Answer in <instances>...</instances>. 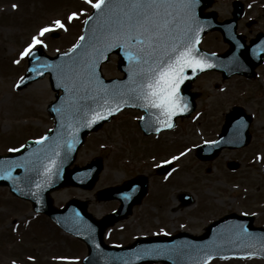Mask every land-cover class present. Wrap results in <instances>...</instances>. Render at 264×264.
<instances>
[{"label":"rangeland","instance_id":"1","mask_svg":"<svg viewBox=\"0 0 264 264\" xmlns=\"http://www.w3.org/2000/svg\"><path fill=\"white\" fill-rule=\"evenodd\" d=\"M232 1H212L210 8L217 19L231 16ZM241 1L245 15L237 31L248 40L264 30V0ZM91 9L86 0H0V154L26 139L40 137L52 126L46 106L54 99V92L47 76L16 87L27 64L20 52L42 27L57 19L65 28L45 33L42 46L48 54L69 49L78 40ZM73 12L78 15L69 21ZM253 16L258 17V23L246 27L245 19ZM201 45L212 52H223L228 47L216 31L206 34ZM116 63L117 57L112 56L103 66L106 77L121 76ZM191 89L199 92L196 108L191 118L179 120L172 131L143 136L137 125L140 112L128 109L87 135L74 164L83 165L101 157L103 169L98 180L89 190L68 186L53 191L54 205L62 206L73 197L82 199L99 218L118 204L115 200H97L99 189L145 175L147 195L133 207L130 216L107 230L104 239L108 244L123 245L135 237L179 231L198 235L209 222L231 211L252 214L254 223L264 226V65L253 79L235 75L223 80L220 73L210 71L197 77ZM234 105L253 116L250 145L236 153L223 150L214 159L200 162L194 146L216 137L223 114ZM174 156L177 159L167 178L153 172L155 165ZM234 156L243 165L231 174L225 160ZM207 167L211 169L207 171ZM181 193L191 194L192 203L181 206ZM86 252L84 243L58 229L45 215L34 213L28 202L12 196L8 188L0 187V264H82ZM208 264L264 261L216 259Z\"/></svg>","mask_w":264,"mask_h":264},{"label":"water","instance_id":"2","mask_svg":"<svg viewBox=\"0 0 264 264\" xmlns=\"http://www.w3.org/2000/svg\"><path fill=\"white\" fill-rule=\"evenodd\" d=\"M212 0H199L196 5V28L201 37L208 31L219 30L223 40L229 48L223 53H212L202 49L199 43L195 44L197 55L207 61L211 67L197 69L186 68L183 83L180 85L182 104L187 105V110L178 112L171 118L174 125L178 116L190 114L195 108L194 96L191 92V82L202 72L216 70L222 73L223 78L232 74L254 76V68L259 65L264 55V33H259L256 38L246 45L242 36L236 33V21L242 14L241 4L233 3L232 18L222 22L216 21L215 12H204ZM89 17H92L89 20ZM99 13L92 9L83 24L82 35L85 41L77 49L59 52L49 56L43 52L41 46L33 49V55L27 56L28 68L19 83L23 87L48 73L49 83L54 90L55 99L49 103L47 110L53 118V127L48 129L43 136L46 141L37 143V139H29L16 151L0 155V186H7L16 196L29 200L35 211L45 213L52 221L66 232L82 239L87 245V255L84 264H144L163 262L165 264H205L210 255L215 257H244L246 253L264 259V227L254 226L252 216H241L236 213L227 214L211 222L200 235L179 232L174 235H156L136 238L125 246H110L103 240L104 229L115 221L125 217L131 212L133 204L138 203L146 191V180L134 178L123 185L107 187L98 192L102 199L117 198L120 205L117 210L105 215L98 220L87 211L86 202L79 199H70L66 204L57 208L53 205L50 192L63 186H80L91 188L97 180L102 168L100 158L89 163L77 166L73 164L77 151L84 142L85 136L109 121L116 113L107 115L101 112L98 104H103L102 99L79 100L82 109L75 113L77 100L70 89L73 87L74 61L87 57L83 54L91 53L89 37L93 29L98 26ZM193 38L196 32L191 33ZM79 41V40H78ZM78 43V42H77ZM76 43V44H77ZM72 49V48H71ZM67 53L68 55H65ZM118 56L117 68L123 77L105 78L101 66L109 61L110 55ZM106 59L96 61V73L103 84L109 88L119 87L120 83L129 78V62L120 48H113L106 52ZM79 70L78 68L76 69ZM140 101L128 99L124 108H138L143 110L139 125L143 132L148 134L157 132L156 128L166 129L157 123L159 116L156 109L138 107ZM114 107V105H112ZM120 109V110H121ZM91 111L100 112L105 119L92 124L91 127L83 126L93 117ZM163 118V117H159ZM251 116L244 113L241 107L234 106L226 114L218 138L208 144L200 145L197 150L202 158L216 154L224 146L241 147L249 141V124ZM71 125V126H69ZM71 146V150H69ZM208 152V153H207ZM54 160V166L50 161ZM51 167V172L45 169ZM246 229V232L244 231ZM211 258V259H212ZM210 259V260H211Z\"/></svg>","mask_w":264,"mask_h":264},{"label":"snow or ice","instance_id":"3","mask_svg":"<svg viewBox=\"0 0 264 264\" xmlns=\"http://www.w3.org/2000/svg\"><path fill=\"white\" fill-rule=\"evenodd\" d=\"M86 3L97 10L99 22L89 37L91 53L83 54L87 60L80 58L79 61H74L75 68L69 69L74 73L70 77L73 83L70 90L80 93L74 96L77 100L75 113L83 110L79 100L102 99L103 104H98L97 107L110 116L119 112L128 99H133L140 101L136 105L138 107L158 110L157 123L161 127H173L171 118L178 112L187 110V105L182 104L180 96V85L186 79L185 69L191 68L195 73L197 69L211 67L197 55L195 47L199 43V35L193 26L197 25L195 9L199 0H86ZM77 15L75 12L71 13L68 20L71 21ZM57 28H65L59 19L52 25L42 27L32 37L31 43L20 52V57L32 56L36 46L44 45L41 37ZM193 32H196L194 38L191 35ZM85 39V36H80L78 43L70 51L80 47ZM117 47L123 50L129 62V78L121 82L119 87L109 88L96 73V61L106 59V52ZM91 115L93 118L83 126L91 127L106 118L97 111H91ZM140 119L143 120L144 117ZM156 131H160V128H156ZM47 139V136H42L37 143ZM171 159L176 160L177 157ZM49 163L54 166L55 161ZM45 171L50 173L51 167ZM211 258L210 255L207 257L208 260Z\"/></svg>","mask_w":264,"mask_h":264},{"label":"flooded vegetation","instance_id":"4","mask_svg":"<svg viewBox=\"0 0 264 264\" xmlns=\"http://www.w3.org/2000/svg\"><path fill=\"white\" fill-rule=\"evenodd\" d=\"M257 15H258V14H257ZM248 19H249V18H248ZM252 19H253V21H254L253 24H254V23H255V24L258 23V17H253ZM247 22H248L247 19H245V22H244V25H245V26L247 25ZM263 31H264V30H263ZM257 32H258V31H257ZM257 32H256V33H257ZM255 35H256V34H255ZM244 38H245V36H244ZM251 38H252V37H251ZM251 38H250V39H251ZM245 39H246V38H245ZM246 40H247V39H246ZM248 40H249V39H248ZM263 63H264V62H263ZM225 113H226V112H225ZM225 113L223 114V119H222V121H221V123H220V128H221V125H222V123H223V121H224V115H225ZM220 128H219V131H220ZM219 131H218V132H219ZM217 134H218V133H217ZM216 136H217V135H216ZM208 141H211V140H208ZM223 150H228V149H223ZM223 150H222V151H223ZM229 150H231L232 152H235V153H236L237 151L242 150V149H229ZM222 151H221V152H222ZM229 160H234V161H236V162H239V163H238V164H239V165H238V168H237L234 172H229V173L232 174V173H236V172H238V171L241 169L242 165H243L242 160H238V158H236V157L234 156L233 158L226 159V160H225V165H227V162H228ZM207 169L210 170L211 167H209V168L207 167Z\"/></svg>","mask_w":264,"mask_h":264}]
</instances>
